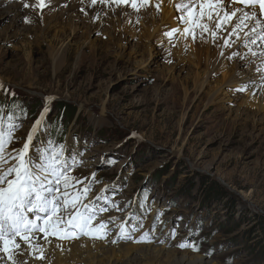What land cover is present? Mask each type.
Here are the masks:
<instances>
[{
	"label": "rangeland",
	"instance_id": "374dc122",
	"mask_svg": "<svg viewBox=\"0 0 264 264\" xmlns=\"http://www.w3.org/2000/svg\"><path fill=\"white\" fill-rule=\"evenodd\" d=\"M159 1H153L158 10L173 13L161 25L166 31L158 30L161 41L107 22L88 29L76 21L70 34L51 13L40 20L21 0H0V104L14 103L19 111L16 119H5L15 124L5 128L11 142L3 154L8 150L10 157L0 168L16 163L11 156L42 119L31 154L44 145L66 149L69 163L65 159L62 167L70 164L66 174L74 183L82 181L68 191L120 193L116 212L123 216V207L135 221L145 216L155 229L146 232V243L124 244L168 251L131 261L115 258L117 264H183L185 256L190 264H264V104L226 75L250 69L258 95L264 88L263 54L231 29L230 44L211 64L213 47L195 46L196 57L189 58L188 48L177 44L178 33L166 38L168 31L185 27L180 18L186 14ZM145 6L150 9L148 1ZM57 32L61 36L55 38ZM64 45L60 64L54 54ZM201 85L205 92L214 88L217 98L199 100ZM31 163L42 159L32 157ZM90 174L97 178H84ZM206 188L223 191V198H212ZM144 192L178 226L176 239L168 242L159 234V217L148 215V202L131 200ZM116 212L108 217L118 218ZM145 222L138 236L147 230Z\"/></svg>",
	"mask_w": 264,
	"mask_h": 264
},
{
	"label": "snow or ice",
	"instance_id": "6c2138e0",
	"mask_svg": "<svg viewBox=\"0 0 264 264\" xmlns=\"http://www.w3.org/2000/svg\"><path fill=\"white\" fill-rule=\"evenodd\" d=\"M99 2L105 3V0H99ZM111 2L127 5L130 0H111ZM234 2L244 7L227 11L221 6L222 0H202L198 5L197 14L196 4H192L191 7L187 4L177 5L178 9H187V19L184 22L190 27L185 28L184 32L194 35V28L198 27L202 33L211 31L212 36L215 37L216 31H212L208 24L200 22L205 17L213 21L214 16L217 17L214 21L216 29H224L233 18H236L238 23L235 24L233 32L236 29L243 30L242 26H246L247 20L257 17L256 11H245V8L255 9L258 6L259 14L264 16V0H234ZM21 3L25 9L30 8L33 11L42 12L49 6L51 0H34L32 3L28 0H21ZM90 3L95 5L97 0H90ZM146 3L147 0H143L138 5L136 0H131V7L139 10V7L145 6ZM237 12L241 13L239 17H237ZM181 19L184 18L181 17ZM25 22H30L27 17H25ZM177 31L178 29H173L166 35L172 37ZM255 31L256 29L253 28L252 32ZM258 35L261 40H264V34ZM252 42L255 43V39ZM225 43L227 44V41ZM2 87L3 85L0 84V88ZM39 123L38 120L37 125ZM31 141L32 135H29L23 148L11 157L16 161L14 165L6 169L0 168V253H3L11 264H26V261L15 259L17 255L22 254L19 251L20 241L29 249L36 250L32 241L37 233H42L45 240L49 236L58 239L79 238L81 235L93 239L106 237L107 224L101 222L94 225L93 222L97 218L96 213L88 204L82 203V197L86 198L88 189H85L83 194L76 195L68 191L70 187H75V183H82V181L74 183L75 178L68 176L66 172L57 167L60 163L57 152H53L50 156L46 154L42 156V163L32 164L27 158ZM6 142H11V134L6 141L4 134L0 132V165L8 163L3 155ZM13 175L14 178L9 179ZM49 176L52 179H49ZM53 183L56 185L55 188L52 187ZM61 184H63V192H61ZM114 207L118 208L116 205ZM102 211H107V209H102ZM30 214L33 218H30ZM180 247H185V245L181 244ZM37 258L43 259L44 257L41 254Z\"/></svg>",
	"mask_w": 264,
	"mask_h": 264
},
{
	"label": "bare ground",
	"instance_id": "6f19581e",
	"mask_svg": "<svg viewBox=\"0 0 264 264\" xmlns=\"http://www.w3.org/2000/svg\"><path fill=\"white\" fill-rule=\"evenodd\" d=\"M34 2V0H29ZM150 5V9H147L146 6L139 7V10H136L131 7V0L129 4H116L112 3L111 0H105V3H100L97 0L95 5L90 3V0H51V3L47 8H45L42 12L33 11L32 14L35 18L43 20L44 15L47 13L53 14L54 22L56 25H60L63 23V26H67L70 29V34H73L76 31L77 21L85 28H98L100 23L107 22V24L115 29H121L124 32H136L140 29L143 32V35L146 39H152L156 41H161L162 36L159 35L158 30H161V25L166 22L167 19H170L173 16L172 11L167 12L164 8L157 9V2H153L154 0H147ZM198 1V0H197ZM6 2V1H5ZM4 2V3H5ZM9 2V1H7ZM30 2V3H32ZM143 2V0H136V3L139 5ZM202 2V0L196 2V13L198 4ZM160 4L165 3L170 7L173 5L174 12L179 11L181 15L186 14L184 19L181 22L184 23V28H175L178 29V37L177 44L184 48H188L190 57H196L194 54V47H199L203 49L204 47H213L215 50L214 54H211V51L208 53L207 64H211V60L215 61V58L222 53L224 46L229 45V39H231L228 35L231 29H234L238 20L233 18V20L225 27L224 29H216L214 21L217 20V17H213V21H209L207 17H205L201 23H206L209 25V28L212 31H216L217 35L215 37L212 36L210 32H203L200 28H194V35L191 34L187 36L184 32L185 28L190 27L189 24L185 23L184 20L187 19V9L180 8L178 9L175 5H184L187 4L189 7L194 4L192 0H160ZM146 5V4H145ZM224 10L233 11L238 8L234 7H225L222 6ZM83 9V11H81ZM160 14L158 13V11ZM171 14V15H170ZM223 13L221 12V15ZM241 15L240 12H237V17ZM246 26H242L243 30L236 29V31L240 32L239 35L243 37L242 41H245L247 46H254L255 49L259 52H262V57L264 59V40L259 38L258 34H264L262 32V25L257 21V18H253L247 20ZM259 25V26H258ZM255 28L256 31L252 32V29ZM161 31H166L165 29ZM233 32V33H235ZM169 33V31H168ZM134 34V33H133ZM189 35V34H188ZM238 35V34H237ZM61 36L60 33H55L54 37L58 38ZM166 38L169 36L166 35ZM255 39V43L252 40ZM227 41V44L225 43ZM66 52V46H62L58 49L54 56L56 61L60 64L64 62ZM240 59V58H238ZM256 61V60H255ZM182 63V61L180 60ZM239 62V61H236ZM255 63V62H254ZM253 63V67H254ZM246 64V63H245ZM201 68L200 61L197 64V69ZM235 69V68H234ZM260 72V71H259ZM257 70H254V73L260 75ZM189 73V72H188ZM253 71L250 69L244 70H236L235 74L229 73L226 74L228 79L232 78L231 84H235L237 86H241L243 89L251 90L254 97H259L258 101L260 104H264V88L261 93L256 91V87L253 88L251 81L253 77L251 74ZM209 74V73H208ZM207 74V75H208ZM226 78V77H223ZM195 78L194 80H196ZM203 85V84H202ZM201 85V86H202ZM200 95L198 97L199 100L203 101L209 94L213 95V99H216V95L214 88L209 89L208 91L203 90V86L200 88ZM215 94V95H214ZM8 150H6L7 152ZM60 163L58 165H64V158L58 157ZM110 216L115 217L116 215L112 212ZM123 223V222H122ZM141 233V232H140ZM32 244L36 250L29 249L27 245H24L21 241V249L19 251L22 252L21 255H17L15 259L17 261H26V264H117L115 258H126L128 261L136 260V258L142 257H156L158 254H163L168 252L164 250L162 247L155 245H144V246H134L124 244V243H116L112 246V244H103L97 243L93 241L80 240L72 243H60L54 241H40L37 237L33 239ZM173 252V251H172ZM43 255V259H38L40 255ZM0 264H11V261L7 259L6 256H3V253H0ZM188 256L182 257V260L186 262V260H190ZM183 262V264H185ZM187 264H190L188 262ZM199 264H203V260H200Z\"/></svg>",
	"mask_w": 264,
	"mask_h": 264
},
{
	"label": "trees",
	"instance_id": "16d2710c",
	"mask_svg": "<svg viewBox=\"0 0 264 264\" xmlns=\"http://www.w3.org/2000/svg\"><path fill=\"white\" fill-rule=\"evenodd\" d=\"M208 190V188H206V190L204 191V193H206ZM212 195V198H223V191H219V190H216V192H207V195Z\"/></svg>",
	"mask_w": 264,
	"mask_h": 264
}]
</instances>
